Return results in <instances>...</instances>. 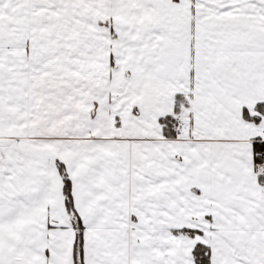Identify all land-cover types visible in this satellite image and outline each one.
<instances>
[{"label":"snow or ice","instance_id":"snow-or-ice-1","mask_svg":"<svg viewBox=\"0 0 264 264\" xmlns=\"http://www.w3.org/2000/svg\"><path fill=\"white\" fill-rule=\"evenodd\" d=\"M0 264H264V0H0Z\"/></svg>","mask_w":264,"mask_h":264}]
</instances>
